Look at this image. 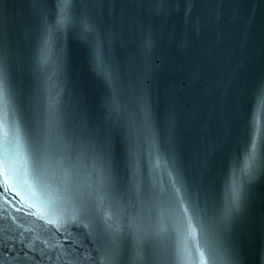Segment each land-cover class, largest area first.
I'll return each mask as SVG.
<instances>
[{
	"label": "water",
	"instance_id": "obj_1",
	"mask_svg": "<svg viewBox=\"0 0 264 264\" xmlns=\"http://www.w3.org/2000/svg\"><path fill=\"white\" fill-rule=\"evenodd\" d=\"M0 87V264H264V0H0Z\"/></svg>",
	"mask_w": 264,
	"mask_h": 264
},
{
	"label": "snow or ice",
	"instance_id": "obj_2",
	"mask_svg": "<svg viewBox=\"0 0 264 264\" xmlns=\"http://www.w3.org/2000/svg\"><path fill=\"white\" fill-rule=\"evenodd\" d=\"M2 106H3V90H2V87H0V109H2ZM17 156H19L18 151H17ZM6 163H7V158H5L4 160H0V164H6ZM25 183L27 184V181H25ZM31 195L35 196L36 193L32 192ZM28 207H32V205L30 204L28 205ZM30 214L35 215V213H30ZM48 222L51 223L52 221H48ZM209 248L210 246L206 244L205 250ZM205 250H201V247L199 244H196L194 247L190 245L187 250V255L191 260H193L194 264H214L212 257H211V251H206L207 252V257H206Z\"/></svg>",
	"mask_w": 264,
	"mask_h": 264
}]
</instances>
